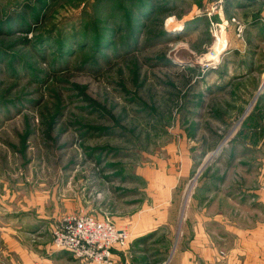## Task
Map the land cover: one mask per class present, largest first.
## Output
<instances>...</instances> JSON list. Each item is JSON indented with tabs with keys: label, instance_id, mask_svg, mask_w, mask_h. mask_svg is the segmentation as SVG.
I'll use <instances>...</instances> for the list:
<instances>
[{
	"label": "rangeland",
	"instance_id": "374dc122",
	"mask_svg": "<svg viewBox=\"0 0 264 264\" xmlns=\"http://www.w3.org/2000/svg\"><path fill=\"white\" fill-rule=\"evenodd\" d=\"M237 7L0 0V264L56 257L66 216L174 250L211 200L242 233L219 235L220 256L264 248L246 235L264 228V15L254 28ZM163 215L177 224L156 229Z\"/></svg>",
	"mask_w": 264,
	"mask_h": 264
},
{
	"label": "crops",
	"instance_id": "0c3cea01",
	"mask_svg": "<svg viewBox=\"0 0 264 264\" xmlns=\"http://www.w3.org/2000/svg\"><path fill=\"white\" fill-rule=\"evenodd\" d=\"M223 2L234 3L238 6L235 10L243 11L247 16L253 15V17H250L249 23L251 27L254 28L256 25L253 24V21L258 22L256 20L259 18L257 15H264V9L258 2V8H261L258 14L252 11V6L249 5L250 2L245 1L243 3L241 0H223ZM257 24L262 28L261 24ZM254 34L260 36L257 30L254 31ZM170 187L171 190H173L176 185H170ZM221 204L220 201L211 200L207 202V206L205 207L211 210L207 211L203 209L202 212L196 213L194 215L195 217H185L189 225L185 223L184 227L181 225L180 239L174 250H169V248L162 249V246L159 244V240L162 236L160 230L155 233L154 237L145 238L144 236H146V233L142 231V228H136L135 231H131V234L129 233L130 238L127 247L113 250L111 264H264V248L262 247H234L227 249V251L225 250V253L223 252L224 256L223 254L220 256L219 247L217 246L219 243L218 239H220L219 235L226 232V239L230 240L235 238L237 232V234H242L239 233L240 231L233 221L235 218L234 211L231 213L227 212V216H225L226 212L223 211L221 215ZM170 206L171 208H176V205L175 207L172 204ZM201 207H203V205ZM251 207L255 209V206L251 205ZM175 219L174 222V216L167 217V215H163L161 217H156L153 222H155L157 226L159 224L175 225L177 224L178 216H176ZM137 220L133 223L137 222ZM157 228H159V226L156 227V229ZM249 232H247L246 235H250V240H255L256 238L262 239L264 237V228L262 227L255 230V232ZM164 239L166 240V233L164 234ZM171 240L172 235L169 236L168 239L169 245ZM243 242L244 238L242 237L241 243L243 244ZM150 248H156L158 251L152 254L151 251H148ZM23 254L24 253H21L20 256ZM54 256L56 257L37 259L35 264H92L79 261L64 251L55 253ZM23 261L25 264H28L25 260Z\"/></svg>",
	"mask_w": 264,
	"mask_h": 264
},
{
	"label": "built area",
	"instance_id": "2783aa9c",
	"mask_svg": "<svg viewBox=\"0 0 264 264\" xmlns=\"http://www.w3.org/2000/svg\"><path fill=\"white\" fill-rule=\"evenodd\" d=\"M264 9V0H254ZM241 34L244 26L236 22ZM129 234L118 229L107 218L97 220L89 215L66 216L58 221L52 231L56 250L69 253L73 258L92 264H111L113 250L126 247Z\"/></svg>",
	"mask_w": 264,
	"mask_h": 264
}]
</instances>
